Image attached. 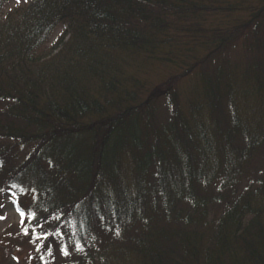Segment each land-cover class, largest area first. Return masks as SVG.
Returning a JSON list of instances; mask_svg holds the SVG:
<instances>
[{
	"label": "trees",
	"instance_id": "16d2710c",
	"mask_svg": "<svg viewBox=\"0 0 264 264\" xmlns=\"http://www.w3.org/2000/svg\"><path fill=\"white\" fill-rule=\"evenodd\" d=\"M56 27L66 39L59 55ZM262 35L264 0H0V194L29 174L36 180V226L46 236L38 256L49 257L38 264H57L58 253V264H264V128L251 132L234 118L243 144L226 128L231 158L222 164L212 144L184 129H172L173 146L145 106L123 103L131 80L120 71L133 58L177 59L182 44L215 54L238 37L259 47ZM168 78L150 98L171 90ZM137 123L144 139H132L134 161L146 166H136L135 192L124 186L115 196L102 188L112 180L105 168L116 146L128 150L121 135ZM64 141L77 156L62 152ZM239 176L249 180L241 190Z\"/></svg>",
	"mask_w": 264,
	"mask_h": 264
},
{
	"label": "rangeland",
	"instance_id": "374dc122",
	"mask_svg": "<svg viewBox=\"0 0 264 264\" xmlns=\"http://www.w3.org/2000/svg\"><path fill=\"white\" fill-rule=\"evenodd\" d=\"M248 1L251 3L254 0ZM16 3L17 1H12L11 6H16ZM245 15L239 11L235 17L241 16L246 19ZM220 23L222 24L223 20ZM62 34V27H56L51 34V43H56L53 49L54 55H59L64 49L63 43L66 39L59 42ZM182 45L188 46L182 52V58L174 57L170 61H163V59L161 62L133 58L127 63L120 62L123 68L120 71L131 80L125 87L123 103L127 106L132 104L141 109L140 106H145L144 109L149 111V116H153L162 126H157L162 140L164 139L162 135L166 133L170 138L169 143L180 146V140L173 135H178L176 128L179 130L181 128L184 129L180 130L181 135L183 132L186 137L191 134L194 138L206 139L209 146L212 144L213 148L217 149L216 155L222 161L221 164L228 162L231 157H227L223 149L228 147V140L224 142L223 137L227 133L226 128H231L232 140L236 141L235 145L243 144V140L237 136L236 129L231 126L234 118L240 126L247 125L251 132L258 127L257 129L260 130H256V133L260 134L264 128V121H261L264 114V35L259 47H251L247 39L238 37L230 47L224 51H217L215 54L197 45ZM168 77L173 78L172 83L175 81L171 90H165L166 92L159 98H150L148 92L151 87ZM133 94L136 98L131 100ZM216 102L220 105V112L214 109ZM114 106L116 109H110L104 116H112L111 114L118 112L120 108L118 105ZM91 121L93 119L87 120L86 123ZM219 126L222 127L221 130ZM174 127H176L175 134L172 133ZM163 130L165 133L162 134ZM240 130L238 128V133H241ZM86 136L81 142L88 145ZM134 136L144 139L143 129L140 128L139 123L131 125L121 135L122 140L119 144L122 146V143L127 141L128 150L122 148L123 146H116L113 155H116L117 161L109 167L106 165L105 168L106 179L109 174L112 180H104L102 188L115 196L122 195L121 188L124 186L134 188V192L138 188L135 182L140 171L136 169L138 163L134 161V157L138 159L139 155L138 145L132 141ZM62 147L64 150L62 152L73 156L78 155L77 144L74 141L65 142ZM162 147L166 149V146ZM88 152H90L89 146ZM213 153L215 154L214 150ZM26 155L27 150L17 151L14 154V165L23 161ZM141 159L142 165L138 164L140 170L146 166L144 162L147 158ZM220 167L223 170L226 169L224 166ZM14 182L12 190L4 188L0 194V264H38L37 258L47 260L49 257L46 254L38 256L46 236L40 226H36V218H38V195L34 185L36 180L29 174L24 182L22 180ZM236 182V186L241 190L249 180L239 176ZM131 188L128 189L131 190ZM134 196L128 197L131 199ZM43 227H49L47 222L43 224ZM97 246L100 247L99 244ZM3 254H6L8 258L2 257ZM51 258L57 264L62 260L59 253Z\"/></svg>",
	"mask_w": 264,
	"mask_h": 264
}]
</instances>
